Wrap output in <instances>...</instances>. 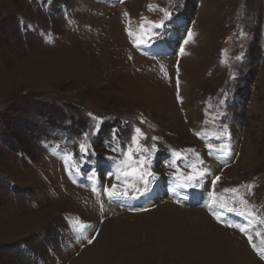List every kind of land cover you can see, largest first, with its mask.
Segmentation results:
<instances>
[{"label":"rangeland","instance_id":"obj_1","mask_svg":"<svg viewBox=\"0 0 264 264\" xmlns=\"http://www.w3.org/2000/svg\"><path fill=\"white\" fill-rule=\"evenodd\" d=\"M183 1L0 0V264H264V0Z\"/></svg>","mask_w":264,"mask_h":264},{"label":"bare ground","instance_id":"obj_2","mask_svg":"<svg viewBox=\"0 0 264 264\" xmlns=\"http://www.w3.org/2000/svg\"><path fill=\"white\" fill-rule=\"evenodd\" d=\"M170 209V208H169ZM172 209H173V207H172ZM171 210V209H170ZM198 210V213H200V215H198V214H196V216H193V217H191V215H189V217H191V218H193V224L194 223H196V225H197V228H198V230L200 231H202V230H205L206 232H204V233H206V235L207 234H212L213 236H215L214 238L215 239H218V240H220V238H221V243H222V246L221 247H223L224 248V246H225V243H226V245L228 246V244L227 243H229V244H231V241H226V238L225 237H222V236H226V233H225V231L223 230V229H221L220 228V231H222V232H218L217 230L216 231H214L213 233H208L209 231H213V230H215L214 229V227L216 226L214 223H213V221L212 220H210V218L202 211V210H200V209H197ZM168 211V210H167ZM195 211V210H194ZM193 212V211H192ZM186 215V214H185ZM205 218V219H204ZM200 219H202V221L204 222V224L203 225H200V223H201V220ZM206 221V222H205ZM217 227V226H216ZM195 228H196V226H191V227H189V228H185V229H189V230H191V231H193L194 233H196V230H195ZM187 231V230H186ZM203 232V231H202ZM218 232V233H220V235H218V234H216V233ZM201 233V232H200ZM193 234V233H192ZM196 234H198V233H196ZM206 235L205 234H201V240H200V242H202V243H211L212 245H209V247L212 249V250H215V251H218V248L217 247H219L220 248V246L219 245H216L215 243H213L214 241H211L212 239H211V237L210 236H208V238L206 237ZM216 237H220V238H216ZM228 237V236H227ZM210 241H209V240ZM232 239V238H231ZM225 241V243H223L222 241ZM233 239H232V243H233ZM235 242V241H234ZM220 244V243H219ZM226 247V246H225ZM111 251H114V250H111L110 249V247L108 246V247H102L101 249H99V250H96V251H94V252H92L91 253V255L90 256H86V257H84V252L80 255V257L83 255V257H82V259H80L79 261H76L77 262V264H106L107 263V259H108V255L111 253ZM235 252V251H234ZM234 252H230V250H229V252H228V254L229 255H231L232 257H236V259L238 260V264H263L261 261H258V260H256L254 257H253V255L252 256H250V254H248V255H245V254H243L242 252V254L243 255H238V254H236V253H234ZM79 257V258H80Z\"/></svg>","mask_w":264,"mask_h":264},{"label":"snow or ice","instance_id":"obj_3","mask_svg":"<svg viewBox=\"0 0 264 264\" xmlns=\"http://www.w3.org/2000/svg\"><path fill=\"white\" fill-rule=\"evenodd\" d=\"M121 2H122V0H121ZM170 16H171V13L165 11V17H170ZM161 26H162V22H161V24H155V27H161ZM129 34L132 35V33H129ZM192 37H193V33L189 32L188 33V40H191ZM188 40H185V43H187ZM137 43H143V41H137ZM181 52H183V49H181ZM136 132H137L138 135H143V133H141V130L139 128L136 129ZM133 142L134 143L137 142V137H133ZM81 149L82 150H86L84 145H81ZM219 151H221L224 155H230L231 154V150H230V148L227 145L222 146L219 149ZM175 155L176 156H179V153H176ZM128 159L129 160L132 159L131 150H129ZM203 174H204L203 172L198 173L199 176H203ZM125 175H135V176H138L140 179L143 180L144 177H145V175H151V173L150 172L132 171V172H126ZM195 178L196 177H194V176H189L187 179H188L189 182H191V181L195 180ZM216 179L218 180L219 177H216ZM145 183H146V181H145ZM114 187L115 186H113V188ZM93 191H95V189H93ZM137 191H139V189H137ZM233 191H235V190H233ZM107 194L109 195V197H112L114 195V193L112 191H108ZM229 210L230 211H233L234 209H229ZM216 218L218 220L220 219L219 216H217ZM229 226H233V225H229ZM84 227H85V225L80 224V228H84ZM239 230L241 232H245L246 231V229L244 227H240ZM258 235H259V233H258ZM249 242L251 243V237H249ZM89 243H91V240L89 241ZM262 243H264V242H262ZM255 247H256V245H253V248H255ZM262 254H264V253H262Z\"/></svg>","mask_w":264,"mask_h":264},{"label":"trees","instance_id":"obj_4","mask_svg":"<svg viewBox=\"0 0 264 264\" xmlns=\"http://www.w3.org/2000/svg\"><path fill=\"white\" fill-rule=\"evenodd\" d=\"M245 6H246V5H245ZM19 19H20V18H19ZM19 19H18V20H19ZM20 21H21V20H20ZM26 23H28V21H26ZM249 23H250V24H254V23H255L256 25L259 23V22H258V17H257V15H256V12L253 11V15H252V17H251ZM243 33H246L245 30H243ZM57 121H60V119H57Z\"/></svg>","mask_w":264,"mask_h":264}]
</instances>
